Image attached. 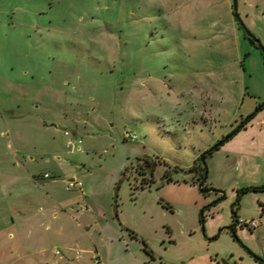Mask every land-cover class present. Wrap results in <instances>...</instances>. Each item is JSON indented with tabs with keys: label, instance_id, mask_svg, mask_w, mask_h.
<instances>
[{
	"label": "rangeland",
	"instance_id": "374dc122",
	"mask_svg": "<svg viewBox=\"0 0 264 264\" xmlns=\"http://www.w3.org/2000/svg\"><path fill=\"white\" fill-rule=\"evenodd\" d=\"M238 4L264 46V0ZM232 5L0 0V264H261L264 190L239 192L264 184V108L206 177L196 160L264 102V50ZM12 176L40 189L11 199Z\"/></svg>",
	"mask_w": 264,
	"mask_h": 264
},
{
	"label": "water",
	"instance_id": "95a60500",
	"mask_svg": "<svg viewBox=\"0 0 264 264\" xmlns=\"http://www.w3.org/2000/svg\"><path fill=\"white\" fill-rule=\"evenodd\" d=\"M233 1V10L235 12L234 16L236 17V20L241 24V26L244 28L245 30V33H246V36L253 39L255 41V43L258 45V46H261V48L264 50V46H262V43L260 42L259 39H257L255 37L254 34H252V32L246 27L245 23L242 22V19L240 18L239 16V13H238V7H239V4H238V0H232ZM262 108H264V102L259 106V110H261ZM65 129V128H64ZM227 138L225 139H221L220 141L216 142L213 146H211L209 149L205 150L201 155H200V162L204 165V168H205V177L207 176L208 174V169H207V165H206V157L207 155L210 153V152H213L214 150L220 148L225 142H226ZM200 189H201V192L204 193V194H208V193H212V192H216V193H221V197L219 198L220 199H223L225 197V192L222 191V190H219V189H216V188H205L204 187V183L202 182L200 184ZM217 200V201H219ZM215 201V203L217 202ZM203 224V229H204V221L202 222ZM229 230L231 231L235 236H236V227L234 225H231V226H226L224 228H222L220 230L219 233H221L223 230ZM255 256V255H254ZM258 260H260L262 263H264V257H258V256H255ZM222 264H229V262H227L226 260L222 259L221 260Z\"/></svg>",
	"mask_w": 264,
	"mask_h": 264
},
{
	"label": "crops",
	"instance_id": "0c3cea01",
	"mask_svg": "<svg viewBox=\"0 0 264 264\" xmlns=\"http://www.w3.org/2000/svg\"><path fill=\"white\" fill-rule=\"evenodd\" d=\"M242 1H243V4H244V8L245 7L248 8L249 6H246L247 0H242ZM230 9L232 11V15L234 16L233 5H232V7ZM245 11H247V9ZM235 27H237V26L235 25ZM61 129L64 130V131H67L66 128L64 129V128L61 127ZM218 141H219V139L216 140V142H218ZM198 157H199V155L196 157V160L198 159ZM12 177H9L5 181V184H4V185H7L9 187V189H8L9 192L7 194V197H9L11 199L12 198L13 199H17V198H20V197H22V198L23 197H27V196H29L31 194L32 190L38 191L40 189V185L37 183L36 179H34V178H29V177H26V176H19L17 178L16 177L12 178ZM17 186H20V187H17ZM101 258H102V256H101Z\"/></svg>",
	"mask_w": 264,
	"mask_h": 264
},
{
	"label": "built area",
	"instance_id": "2783aa9c",
	"mask_svg": "<svg viewBox=\"0 0 264 264\" xmlns=\"http://www.w3.org/2000/svg\"><path fill=\"white\" fill-rule=\"evenodd\" d=\"M65 132L67 135H70L69 131H65ZM124 137L126 140H136L138 138L137 134H135L134 132H130V131H126L124 134ZM78 143L80 144L81 140L74 138V137H69L66 142V146L67 148H70V149L71 148L77 149ZM43 177L51 178L52 175L49 172H46L43 174ZM66 189L67 190H72V189L84 190V182L76 179L75 177L72 179H68L66 182ZM242 222L244 224H249L252 228L258 227L257 222L255 220H252V221L243 220ZM77 254L80 255L79 252H77ZM94 264H104L100 255L96 254V256L94 257Z\"/></svg>",
	"mask_w": 264,
	"mask_h": 264
},
{
	"label": "trees",
	"instance_id": "16d2710c",
	"mask_svg": "<svg viewBox=\"0 0 264 264\" xmlns=\"http://www.w3.org/2000/svg\"><path fill=\"white\" fill-rule=\"evenodd\" d=\"M234 14H235V12H234ZM237 22H238V21H237ZM238 24H239L240 27L242 28V26H241V24H240L239 22H238ZM244 35L246 36V33H244ZM246 37H247V36H246ZM248 38H249V37H248ZM249 39H250V41H251L253 44H255V41H254L253 39H251V38H249ZM258 108H259V107H258ZM258 108H257V110L255 111V113L249 115L248 117H246L245 119H243V120L241 121L240 126L237 128V130H235L234 132L228 134L226 137H223L222 139L227 138V140H229V139H231L236 133H238L241 129H243V128L249 123V121H250V120L256 115V113L259 111ZM227 140H226V141H227ZM219 141H220V140H219ZM214 151H215V150H214ZM210 153H211V152H210ZM197 161L200 162V158H199V157H198ZM148 167H149L148 172L151 173V175H152V172H153V171H151V170H152L151 164H149ZM150 167H151V168H150ZM165 177H166L167 179L171 180V171H170V169L166 170V172H165ZM145 180H148V179L145 178ZM148 181H149V182H150V181H153V178L150 177ZM249 190H256V191L264 190V184H262V185H258V186H248V187H244V188L240 189L239 197H240V195H241L242 193H244V192H246V191H249ZM239 201H240V199L238 198L237 203H239ZM233 217L235 218V220L238 221V219H237V218H238V216H237V211L235 210V208L233 209ZM203 221H204V218L202 217V222H203ZM145 248L151 253V250L148 248L147 245H145Z\"/></svg>",
	"mask_w": 264,
	"mask_h": 264
},
{
	"label": "flooded vegetation",
	"instance_id": "af4514ba",
	"mask_svg": "<svg viewBox=\"0 0 264 264\" xmlns=\"http://www.w3.org/2000/svg\"><path fill=\"white\" fill-rule=\"evenodd\" d=\"M260 262H261V261H260ZM261 264H264V263L261 262Z\"/></svg>",
	"mask_w": 264,
	"mask_h": 264
}]
</instances>
